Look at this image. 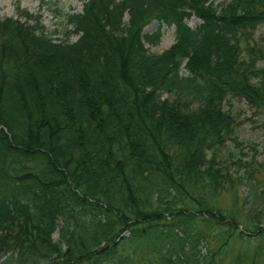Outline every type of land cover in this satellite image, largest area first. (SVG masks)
<instances>
[{"label": "trees", "instance_id": "16d2710c", "mask_svg": "<svg viewBox=\"0 0 264 264\" xmlns=\"http://www.w3.org/2000/svg\"><path fill=\"white\" fill-rule=\"evenodd\" d=\"M20 13L0 19V264H143L118 247L153 240L168 246L149 264H214L207 237L261 233L211 200L233 181L214 167L236 126L226 98L262 99L264 52L242 49L264 0H87L75 41ZM153 19L176 26L161 53Z\"/></svg>", "mask_w": 264, "mask_h": 264}, {"label": "rangeland", "instance_id": "374dc122", "mask_svg": "<svg viewBox=\"0 0 264 264\" xmlns=\"http://www.w3.org/2000/svg\"><path fill=\"white\" fill-rule=\"evenodd\" d=\"M85 0H0V16H16L17 6L32 14L41 16V23L47 32H52L54 37H65V31L70 26L67 24V15L81 12ZM216 7L229 0H209ZM55 8L59 12L55 11ZM200 19L192 15L188 24L195 27ZM158 23L154 20L145 28L144 33L154 32ZM161 37L158 42L145 43L150 52H162L175 40L174 25H163ZM77 37L71 35L70 39ZM243 44L242 55L247 60L252 53L258 55L264 52V21L259 23ZM251 54V55H250ZM256 68L264 70V58L256 57ZM261 87L262 99L257 106L247 102L243 97L228 96L224 108L229 110L236 120L234 134L219 148L215 157L214 167L223 173L229 172L233 178L231 184H224L223 189L211 201L213 205L223 211L231 212L239 229L250 233L247 226L260 224L261 233L253 235L249 242L239 236L231 237L226 246L221 245L222 240L215 236L199 245L200 253L215 257L214 264H264V77L255 75L252 79ZM173 97V93H164L163 97ZM254 224V225H253ZM199 228H203L200 226ZM206 234H213L214 229L205 230ZM128 233L126 232L125 235ZM58 237L57 232L53 234ZM153 245L161 247L164 251L168 246L167 240L143 241L124 243L119 246L118 253L149 264L157 256ZM172 247V244H170ZM176 245V244H174ZM170 251V250H169ZM211 255V256H212ZM109 264H114L109 262Z\"/></svg>", "mask_w": 264, "mask_h": 264}]
</instances>
